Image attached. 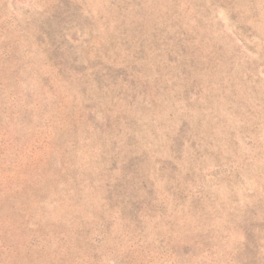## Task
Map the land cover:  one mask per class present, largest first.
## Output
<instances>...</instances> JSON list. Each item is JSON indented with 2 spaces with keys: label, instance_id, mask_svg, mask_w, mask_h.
I'll list each match as a JSON object with an SVG mask.
<instances>
[{
  "label": "rangeland",
  "instance_id": "rangeland-1",
  "mask_svg": "<svg viewBox=\"0 0 264 264\" xmlns=\"http://www.w3.org/2000/svg\"><path fill=\"white\" fill-rule=\"evenodd\" d=\"M0 264H264V0H0Z\"/></svg>",
  "mask_w": 264,
  "mask_h": 264
}]
</instances>
